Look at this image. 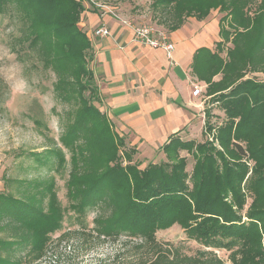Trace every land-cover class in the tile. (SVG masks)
Returning a JSON list of instances; mask_svg holds the SVG:
<instances>
[{
    "label": "trees",
    "instance_id": "16d2710c",
    "mask_svg": "<svg viewBox=\"0 0 264 264\" xmlns=\"http://www.w3.org/2000/svg\"><path fill=\"white\" fill-rule=\"evenodd\" d=\"M154 7L167 31L190 17L206 19L213 9L225 12L221 40L197 49L192 73L227 118L218 121L220 147L202 145L208 151L192 173L182 161L145 168L134 161L137 149L127 146L103 109L87 25L92 10L83 0H0V17L21 24L18 52L34 51L54 71L55 92L69 105L71 125L59 142L33 153L35 161H51V170L67 175L69 205L81 220L58 244L124 236L130 250L147 255L136 264H225L214 249L228 250L231 264H264V84L246 79L264 73V0H154ZM34 121L45 125L43 118ZM90 210L96 211L92 228L85 221ZM65 216L54 176L30 180L20 197L0 192L6 231L0 264L43 261ZM174 224L205 249L190 255L160 242L157 232Z\"/></svg>",
    "mask_w": 264,
    "mask_h": 264
},
{
    "label": "rangeland",
    "instance_id": "374dc122",
    "mask_svg": "<svg viewBox=\"0 0 264 264\" xmlns=\"http://www.w3.org/2000/svg\"><path fill=\"white\" fill-rule=\"evenodd\" d=\"M90 12L99 14L114 11L119 21L133 24H148L158 29L167 28L159 23L158 13L154 7V0H83ZM96 1V2H94ZM93 7L96 8L93 11ZM225 12L213 9L210 15L220 18ZM209 15V16H210ZM208 16V17H209ZM87 16V25L88 18ZM170 32V31H168ZM21 35V24L11 21L8 17H0V192H6L20 197L25 186L36 177L46 179L54 176L58 190V196L65 208V220L63 228L52 234L50 249L47 256L37 264H136L145 259L147 255H140L131 249L133 244L126 242L123 236L119 240H107L102 242L94 237L84 242L75 239L63 240L58 244L60 235L66 230L79 229L80 217L71 210L67 195L66 178L51 170L52 162L43 163L35 161L37 153L47 148V145L55 141L59 142L69 123L66 110L69 108L55 92L54 83L56 76L54 71L44 66L42 59H38L34 51L28 54L24 50L19 53L17 37ZM246 79H252L254 83L264 84V73L250 74ZM253 100L255 93H249ZM203 102L199 114H196L185 132L176 133L168 139L156 152L149 156L140 154L135 144H132L126 134L124 137L129 148L135 147L134 161L140 163L141 168L149 164L170 163L171 165L183 162L186 170L192 173L196 158L205 154L211 147H220L216 137L218 121L226 120V114L217 102L210 97L201 95ZM34 117L43 118L44 124H38ZM178 139L180 144H176ZM171 150H166V145ZM207 145L206 148H200ZM50 147V146H48ZM219 163V162H218ZM249 162L248 176L253 166ZM247 179H245L246 181ZM244 181V182H245ZM25 182V184H24ZM244 184V183H243ZM231 201V198H227ZM96 211L90 210L86 216L88 227L92 228L93 217ZM246 218L244 217V220ZM88 228V229H89ZM6 235V231L0 228V238ZM157 239L166 246L178 247L187 254H195L200 249H205L197 241L190 239L185 230L174 224L168 229L159 230ZM135 242L138 240H134ZM224 259L225 264H231L229 251L226 249H214Z\"/></svg>",
    "mask_w": 264,
    "mask_h": 264
},
{
    "label": "crops",
    "instance_id": "0c3cea01",
    "mask_svg": "<svg viewBox=\"0 0 264 264\" xmlns=\"http://www.w3.org/2000/svg\"><path fill=\"white\" fill-rule=\"evenodd\" d=\"M88 14L92 67L99 78L103 109L140 154L149 156L172 135L184 133L199 114L203 102L193 89L199 86L204 93L206 83L192 73L194 54L221 40L219 17H190L170 31L175 48L168 54L164 48L136 41L132 27L107 11ZM101 25L109 27V36L95 35Z\"/></svg>",
    "mask_w": 264,
    "mask_h": 264
},
{
    "label": "built area",
    "instance_id": "2783aa9c",
    "mask_svg": "<svg viewBox=\"0 0 264 264\" xmlns=\"http://www.w3.org/2000/svg\"><path fill=\"white\" fill-rule=\"evenodd\" d=\"M109 12L113 14V16L118 18V15L109 9ZM126 23L125 20H123ZM134 31V38L136 41H140L142 43L151 45L153 47L164 48L168 54L174 50L175 46L173 41L170 39L169 32L166 29H158L152 25L148 24H133L132 22H128ZM111 34V31L108 26L101 25L95 30V35L98 37H106ZM203 94L202 89L199 86H196L193 89L194 96H201Z\"/></svg>",
    "mask_w": 264,
    "mask_h": 264
}]
</instances>
